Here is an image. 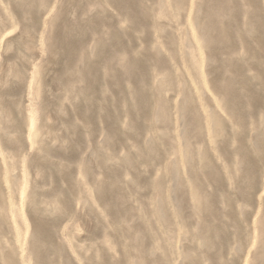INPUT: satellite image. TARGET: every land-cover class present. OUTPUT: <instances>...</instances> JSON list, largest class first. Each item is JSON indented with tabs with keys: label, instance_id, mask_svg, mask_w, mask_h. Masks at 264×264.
<instances>
[{
	"label": "rangeland",
	"instance_id": "374dc122",
	"mask_svg": "<svg viewBox=\"0 0 264 264\" xmlns=\"http://www.w3.org/2000/svg\"><path fill=\"white\" fill-rule=\"evenodd\" d=\"M0 264H264V0H0Z\"/></svg>",
	"mask_w": 264,
	"mask_h": 264
},
{
	"label": "bare ground",
	"instance_id": "6f19581e",
	"mask_svg": "<svg viewBox=\"0 0 264 264\" xmlns=\"http://www.w3.org/2000/svg\"><path fill=\"white\" fill-rule=\"evenodd\" d=\"M119 4H123V3H119ZM132 16V15H131ZM212 26V23L209 21V26L207 25L208 28H211ZM206 27V28H207ZM207 33V32H206ZM102 191V190H101ZM35 237L38 238V240L41 242V243H44L46 245V242H45V239L44 238V233L42 232V230H38L35 232ZM38 258L40 259V257L38 256Z\"/></svg>",
	"mask_w": 264,
	"mask_h": 264
}]
</instances>
